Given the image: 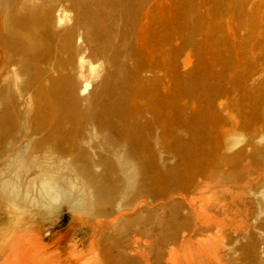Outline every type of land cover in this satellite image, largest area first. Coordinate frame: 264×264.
Returning <instances> with one entry per match:
<instances>
[{
	"label": "rangeland",
	"instance_id": "1",
	"mask_svg": "<svg viewBox=\"0 0 264 264\" xmlns=\"http://www.w3.org/2000/svg\"><path fill=\"white\" fill-rule=\"evenodd\" d=\"M137 2L0 0V144L13 137L17 148L26 137L34 136L33 144L41 139L42 145L59 146L56 153L89 182L85 188L90 190L84 194L73 181L72 196L81 193L96 200L84 213L71 211L65 203L51 213L36 205L25 208L27 199L6 205L0 194V237L9 228V217L24 223L22 230L8 238L15 247L39 248L30 259L34 264H264V193L248 190V185L264 180V30L249 43L238 33L240 41L235 43L187 48L186 66L179 67L177 77L185 86L183 98L160 117L168 129L141 113L145 100L130 101V88L107 94L108 98L119 96L120 123L115 127L99 122L96 112L88 122L91 132L78 130L72 122L57 125L51 118L37 120V108H43L54 93L51 84L57 85V98L66 101L70 93L86 108L103 91L106 79L120 76L104 54L130 52L134 47L139 30L132 13L159 22L163 16L158 15V6L168 12L182 8L181 2L169 6L168 1H157L148 14L144 6L138 12L131 10ZM204 29L209 36L216 34L213 23ZM151 52L144 54L145 60L159 59L158 52ZM79 57L95 64L100 75L88 96L81 95L88 77L87 64L79 68ZM156 70L146 65L143 71L148 72L143 75L160 76ZM201 79L211 89L210 97L192 100L190 87ZM159 94L164 96L162 88ZM52 133L62 138L51 139ZM192 137L199 159L210 163L214 173L225 172L229 162L237 159V170L250 173L244 176L247 183L213 189L209 195L220 197L217 204L199 205L177 193L168 199L163 183L190 172V168L184 170L183 146L189 147ZM117 152L135 169L131 186L117 171ZM177 180L172 179L174 190ZM16 211L22 215L18 220L13 215ZM202 217L223 224L209 247L208 235L200 232ZM170 225L178 230L177 240L168 234ZM12 261L19 264L10 256L0 258V264Z\"/></svg>",
	"mask_w": 264,
	"mask_h": 264
},
{
	"label": "bare ground",
	"instance_id": "2",
	"mask_svg": "<svg viewBox=\"0 0 264 264\" xmlns=\"http://www.w3.org/2000/svg\"><path fill=\"white\" fill-rule=\"evenodd\" d=\"M157 1H163L164 3L168 1L169 6L181 2L182 8L168 12L164 11L163 5L158 6V15L163 16V19L159 22H153L155 19L151 20L146 15L139 19L137 13H132L134 14L135 29L139 30L133 39L135 44L131 48L132 52L104 54L109 65L120 73L117 79L112 76L106 79L103 91L92 102L87 103L86 108H81L70 93H68L66 101L57 98V85L51 84L54 93L45 99L43 108H37V120L42 121L45 118H51L57 125H61L63 122H72L78 130L91 132L93 130L89 127L92 125L88 122L92 115L99 113V122L108 123L115 127L120 123V116H118L121 111L118 105L119 96L108 98L107 94L110 91L115 93L120 89L130 88L133 91L130 101L137 98L145 100L144 103H141V106L145 108V112L141 110V113L149 115L154 124L159 125L161 129H168L166 122L160 121V117L168 113L176 100L183 98L182 93L185 86L178 83L177 77L180 76L179 67L181 65L186 66L183 58L187 48L235 43V39H238L236 36L238 33L246 36L243 42L249 43L252 36H255L260 30H264V0H140L131 10L138 12L136 10H140L144 6L149 14L148 9H154ZM62 20V17L58 18L59 22ZM209 22L213 23L216 28V34L212 36H209V33L204 29L205 24ZM213 36H215L214 39H212ZM151 51L158 52L159 59L151 57L145 60L144 54ZM84 63L87 64L88 78L83 84L81 95L88 96L93 81L99 79L100 75L95 64L84 61L82 57H79L78 65L80 69L83 68ZM146 65L148 67L154 65V68H157L156 72L161 73V75L152 78L145 77L143 74L148 71H143V68ZM160 88L164 90V96L159 94ZM66 90L69 89L66 88ZM210 90L206 89L204 81L201 79L190 87L192 100L196 98L197 100L208 99L209 94H211ZM162 97H165V99ZM96 106H99L100 111H96ZM70 107L73 108L70 109ZM115 117L118 121H114ZM124 119L123 122L127 120ZM145 129L149 130L148 127ZM131 133L130 135L134 137V133ZM48 137H51V139L62 138L61 135L53 133ZM64 138H67V136L64 135ZM194 138L189 147L183 146V157L187 163L184 170L190 168V172L185 171L176 177L172 176L163 183V190L168 199L177 193L199 205L208 202L217 204L221 200L220 197L214 198L209 195L213 189L243 187V184L247 183L245 177L250 173L243 175L237 170L239 165L237 159H232L229 162L225 172L220 171V175L214 173L209 168L210 163H205L203 159H199ZM35 139L34 136L26 137L25 142L17 148L15 144L18 140L13 137H7L0 144V194L4 196V202L6 205L13 206L17 203V200L24 199L25 201L27 199L28 204L25 208L36 205L51 213L57 212L60 205L65 203L71 211L84 213L96 200L93 198L88 199V197L82 196L81 193L72 196L70 189L73 187V181H75L80 190H84L85 194L90 190L88 187L85 188L89 182L76 171L72 164L68 163V159L60 157L56 153L59 146L53 148L42 145L45 141H41V139L33 144ZM161 139L165 140V136ZM115 158L118 160L115 163L118 173L126 176L131 186L135 179V169L132 163L125 160L118 152ZM70 175L73 176V180ZM173 178L178 179L179 187L177 186L175 190L173 188ZM222 181L223 184H221ZM248 190L254 192L263 190L264 193V180L258 185H248ZM13 215L16 216L17 220L19 216H22L19 211H16ZM201 220L200 232L208 235L206 246L209 247L216 242L215 237L220 235L219 229L222 228L223 224L217 219L209 217H202ZM7 224L9 228L3 231V235L0 237V258L6 259L10 256L14 261L18 260L19 264H34V259H30L34 254H37L39 248L30 247L31 249L28 250L20 245L15 247L10 245V239L8 238L10 235L22 230L25 227L24 223L21 225V222H16L9 217ZM185 225L189 226V221ZM168 234L175 240L179 238L178 230L172 225L168 227ZM6 238L9 239L7 244L3 241ZM180 238L183 239V236ZM5 253H7V256L3 257ZM12 264H16V262Z\"/></svg>",
	"mask_w": 264,
	"mask_h": 264
}]
</instances>
